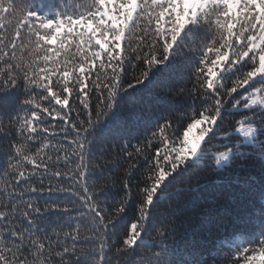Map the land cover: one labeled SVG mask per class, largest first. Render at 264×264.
<instances>
[{"label":"snow or ice","instance_id":"6c2138e0","mask_svg":"<svg viewBox=\"0 0 264 264\" xmlns=\"http://www.w3.org/2000/svg\"><path fill=\"white\" fill-rule=\"evenodd\" d=\"M0 264H264V0H0Z\"/></svg>","mask_w":264,"mask_h":264}]
</instances>
